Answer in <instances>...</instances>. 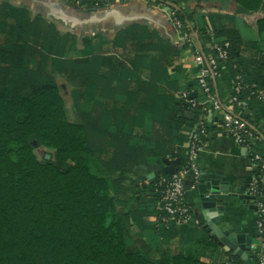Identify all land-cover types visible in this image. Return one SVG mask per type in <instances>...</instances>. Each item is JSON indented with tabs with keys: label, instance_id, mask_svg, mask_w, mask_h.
I'll use <instances>...</instances> for the list:
<instances>
[{
	"label": "crops",
	"instance_id": "crops-1",
	"mask_svg": "<svg viewBox=\"0 0 264 264\" xmlns=\"http://www.w3.org/2000/svg\"><path fill=\"white\" fill-rule=\"evenodd\" d=\"M175 8L193 17L189 40L186 24L179 28L173 22L170 12ZM263 18L264 0H109L104 5L0 0V26L9 21L8 36L22 35L33 45L26 65L51 69L60 87L62 81L72 87L76 121L88 118L98 157L113 163L112 193L130 235L152 254L180 252L210 264H227L232 251L212 221L238 242L251 240L244 264H259L257 206L248 193L258 165L253 151L228 134L222 112L207 101L198 84L195 55L199 50L210 60L216 96L225 106L234 105L233 111L262 136L254 151L264 156V101L244 94L232 104L237 74L263 82L264 27L258 26ZM21 21L24 31L15 33L13 26ZM230 29L244 42L237 58L222 60L213 44L226 42L224 31ZM69 34L73 38L67 47ZM68 67L77 71L73 79L66 75ZM183 93L196 100L197 108L178 120ZM202 125L208 131L197 157L199 182L194 184L190 176L185 180L195 219L157 226L158 184L170 168L187 161L190 138ZM200 187L219 190L217 197L223 200L205 207Z\"/></svg>",
	"mask_w": 264,
	"mask_h": 264
},
{
	"label": "trees",
	"instance_id": "trees-1",
	"mask_svg": "<svg viewBox=\"0 0 264 264\" xmlns=\"http://www.w3.org/2000/svg\"><path fill=\"white\" fill-rule=\"evenodd\" d=\"M175 15L190 33L193 17L176 8ZM17 24L15 33L24 31L22 21ZM8 26L4 19L0 26L4 36L0 40V264H210L180 252L152 254L130 235L112 193L113 163L98 157L88 118L70 119L51 69L27 66L25 57L31 56L28 48L33 45L22 35L10 38ZM258 26L264 27V18ZM224 33L229 58L235 59L244 40L235 30ZM72 38L66 36L67 47ZM65 72L70 79L77 74L72 67ZM244 78L264 89V79L260 83L246 74ZM187 110L193 108L181 97L178 120ZM37 145L50 148L51 157L39 159ZM254 175H261L260 169ZM260 198L264 201V195ZM228 253L229 264H241L239 255Z\"/></svg>",
	"mask_w": 264,
	"mask_h": 264
},
{
	"label": "built area",
	"instance_id": "built-area-1",
	"mask_svg": "<svg viewBox=\"0 0 264 264\" xmlns=\"http://www.w3.org/2000/svg\"><path fill=\"white\" fill-rule=\"evenodd\" d=\"M91 1L94 5H104L109 0ZM170 13L172 14L174 24L177 27L182 28L183 24L176 17L175 11H171ZM185 38L186 40L190 39L189 33H185ZM228 47V41L223 44L218 42L213 44L214 51L218 58L222 60L229 59ZM195 60L198 67V84L206 93L207 101L211 107L222 112L223 124L228 134L238 144L245 145L250 151H253V160L258 165L257 169H260L261 171V175H254L252 178L249 184L248 193L255 198L257 206L258 237L262 240V248L257 250V252H259V264H264V201L260 198L264 195V156H261L254 151L255 143L261 140L262 136L257 134L233 111L234 105L225 106L216 96L211 86L213 75L212 65L202 51L198 50L196 52ZM244 92H248V95L264 101V89L259 88L255 83L246 81L242 74H237L235 76L232 104L237 103ZM181 97L184 98L193 109L197 108L196 100L189 98L187 93H183ZM207 131L206 126L202 125L192 134L189 143L187 161L180 167H177L170 176L161 181L160 185L158 184L159 189H161V197L159 200L160 212L156 218L157 226H177L195 219V212L187 202L185 180L190 176L194 184L199 182L200 169L197 163V157L204 147ZM229 263L230 261L228 260L227 264Z\"/></svg>",
	"mask_w": 264,
	"mask_h": 264
},
{
	"label": "water",
	"instance_id": "water-1",
	"mask_svg": "<svg viewBox=\"0 0 264 264\" xmlns=\"http://www.w3.org/2000/svg\"><path fill=\"white\" fill-rule=\"evenodd\" d=\"M175 169L176 168L172 167L170 168L169 172L173 173ZM210 190L211 192L206 188H203V189L201 188L202 195H203L202 201L205 207H210L214 204L216 205L217 203L223 200V197H217L219 190L212 189V188H210ZM211 226L213 230L216 232V234L218 235V237L220 238L221 242L226 244L234 253L238 254L242 258L243 264L249 262V254L247 250L250 248L249 246H250L251 240L248 241V244L246 242H238L237 237L234 234H232V232L231 233L229 231L224 232L213 221L211 222Z\"/></svg>",
	"mask_w": 264,
	"mask_h": 264
},
{
	"label": "rangeland",
	"instance_id": "rangeland-1",
	"mask_svg": "<svg viewBox=\"0 0 264 264\" xmlns=\"http://www.w3.org/2000/svg\"><path fill=\"white\" fill-rule=\"evenodd\" d=\"M71 86L68 85L67 83H64L63 81L61 82V91L62 94L65 98V102H66V107L69 111V117L71 120L76 121L78 119V116L75 112L74 109V99H72V91H71ZM71 91V92H70ZM35 152L38 156L39 159H44L45 157H51L52 155V150L50 148L44 147V146H39L37 145L35 147Z\"/></svg>",
	"mask_w": 264,
	"mask_h": 264
}]
</instances>
